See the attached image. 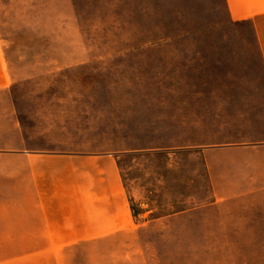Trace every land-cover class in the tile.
Here are the masks:
<instances>
[{"label":"rangeland","instance_id":"1","mask_svg":"<svg viewBox=\"0 0 264 264\" xmlns=\"http://www.w3.org/2000/svg\"><path fill=\"white\" fill-rule=\"evenodd\" d=\"M223 0H0V154H111L133 220H0V264H264L228 146L258 138L220 46L249 42ZM21 132V133H20ZM0 155V204L18 183ZM93 225V223H92ZM58 230V231H57Z\"/></svg>","mask_w":264,"mask_h":264},{"label":"crops","instance_id":"2","mask_svg":"<svg viewBox=\"0 0 264 264\" xmlns=\"http://www.w3.org/2000/svg\"><path fill=\"white\" fill-rule=\"evenodd\" d=\"M230 22H247L249 42H226L221 64L227 80L245 83L237 96L239 111L257 113L253 118L258 138L228 146L242 153L241 174L226 184L227 192L243 193L245 220H264V0H223ZM8 79L0 51V94L8 95ZM21 133V132H20ZM22 134L18 146L0 155L15 157L18 177L9 185L0 204V220H97L83 226L87 234L107 231L133 220L115 161L108 153L41 150L27 146ZM93 223V225H92ZM58 231V230H57Z\"/></svg>","mask_w":264,"mask_h":264}]
</instances>
